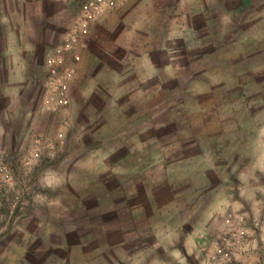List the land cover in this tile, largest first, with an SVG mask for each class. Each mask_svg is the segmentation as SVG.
I'll return each mask as SVG.
<instances>
[{
  "label": "rangeland",
  "instance_id": "374dc122",
  "mask_svg": "<svg viewBox=\"0 0 264 264\" xmlns=\"http://www.w3.org/2000/svg\"><path fill=\"white\" fill-rule=\"evenodd\" d=\"M93 1L0 0V264L264 262V0Z\"/></svg>",
  "mask_w": 264,
  "mask_h": 264
},
{
  "label": "built area",
  "instance_id": "2783aa9c",
  "mask_svg": "<svg viewBox=\"0 0 264 264\" xmlns=\"http://www.w3.org/2000/svg\"><path fill=\"white\" fill-rule=\"evenodd\" d=\"M124 0H96L90 3V6L93 8H97L100 12H103L107 9H110ZM257 229L259 230V239H260V248L264 252V221L263 222H257L255 224ZM246 248L249 250L252 248V245L250 243L247 244ZM248 264H263L260 261L255 262V259L250 261Z\"/></svg>",
  "mask_w": 264,
  "mask_h": 264
},
{
  "label": "crops",
  "instance_id": "0c3cea01",
  "mask_svg": "<svg viewBox=\"0 0 264 264\" xmlns=\"http://www.w3.org/2000/svg\"><path fill=\"white\" fill-rule=\"evenodd\" d=\"M262 263H264V262H262Z\"/></svg>",
  "mask_w": 264,
  "mask_h": 264
}]
</instances>
